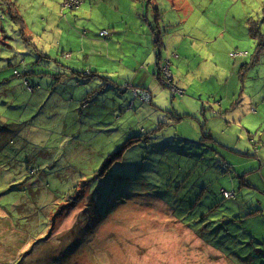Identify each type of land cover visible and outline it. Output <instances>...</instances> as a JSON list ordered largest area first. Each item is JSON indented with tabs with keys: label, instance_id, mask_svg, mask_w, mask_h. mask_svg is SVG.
Segmentation results:
<instances>
[{
	"label": "rangeland",
	"instance_id": "1",
	"mask_svg": "<svg viewBox=\"0 0 264 264\" xmlns=\"http://www.w3.org/2000/svg\"><path fill=\"white\" fill-rule=\"evenodd\" d=\"M0 264H264V0H0Z\"/></svg>",
	"mask_w": 264,
	"mask_h": 264
},
{
	"label": "trees",
	"instance_id": "2",
	"mask_svg": "<svg viewBox=\"0 0 264 264\" xmlns=\"http://www.w3.org/2000/svg\"><path fill=\"white\" fill-rule=\"evenodd\" d=\"M102 31V30H101ZM100 31V32H101ZM107 31V30H106ZM100 32H99V36H101L100 35ZM63 53V52H62ZM65 53V52H64ZM67 53H69V52H67ZM69 56L70 57H72V55H70V53H69ZM32 69V68H31ZM155 69H157V72L155 71V74L157 75V74H159V67H157V68H155ZM28 71H31V74H33V70H28ZM28 71L26 70V71H19L18 69H14V74L16 75V76H27V75H29V74H27L28 73ZM74 73H79V72H76V71H73ZM92 71H88V73H91ZM158 76V75H157ZM24 85L26 86V88H27V90L28 91H30V92H34V90L36 89V87L35 86H31L30 84H29V81L28 80H24ZM129 86H126V88L125 89H127ZM41 96V95H40ZM135 97H137V98H140L141 99V97L140 96H135ZM142 100V99H141ZM143 101V100H142ZM83 102H85V101H83ZM82 102V103H83ZM87 107H89V104L88 105H86ZM91 107V106H90ZM202 133H203V136L202 137H200L201 139L200 140H202V139H205V138H207V140L209 139V140H213V141H216L215 139H214V137H213V135L209 132V130L207 129V130H202ZM180 140H182V141H186V142H188L189 144L191 143L193 146H198V145H200L201 143H199V140L197 141H190V140H187L186 138H180ZM208 140V141H209ZM137 141V140H136ZM131 142V141H130ZM213 145V144H212ZM103 173V169L102 170H99V172L98 173ZM243 180V179H242ZM87 187V186H86ZM86 187H84V190H82V192L83 191H85V189H86ZM222 192V194H223V198H233L234 197V193L233 192H229V191H226V190H223V191H221ZM231 194L232 193V196L231 197H229V196H227V194ZM255 215V214H257V210H252V212H249L247 215Z\"/></svg>",
	"mask_w": 264,
	"mask_h": 264
},
{
	"label": "built area",
	"instance_id": "3",
	"mask_svg": "<svg viewBox=\"0 0 264 264\" xmlns=\"http://www.w3.org/2000/svg\"><path fill=\"white\" fill-rule=\"evenodd\" d=\"M107 33H108V31H105V30L100 32L101 35L107 34Z\"/></svg>",
	"mask_w": 264,
	"mask_h": 264
}]
</instances>
